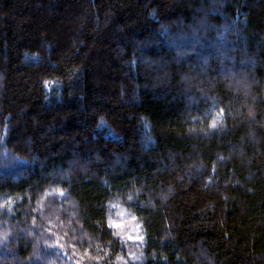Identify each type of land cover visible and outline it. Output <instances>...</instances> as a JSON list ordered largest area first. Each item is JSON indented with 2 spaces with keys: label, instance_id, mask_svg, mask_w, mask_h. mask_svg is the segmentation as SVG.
Wrapping results in <instances>:
<instances>
[{
  "label": "trees",
  "instance_id": "16d2710c",
  "mask_svg": "<svg viewBox=\"0 0 264 264\" xmlns=\"http://www.w3.org/2000/svg\"><path fill=\"white\" fill-rule=\"evenodd\" d=\"M0 264H264V0H0Z\"/></svg>",
  "mask_w": 264,
  "mask_h": 264
},
{
  "label": "snow or ice",
  "instance_id": "6c2138e0",
  "mask_svg": "<svg viewBox=\"0 0 264 264\" xmlns=\"http://www.w3.org/2000/svg\"><path fill=\"white\" fill-rule=\"evenodd\" d=\"M115 227H120V225H114Z\"/></svg>",
  "mask_w": 264,
  "mask_h": 264
}]
</instances>
